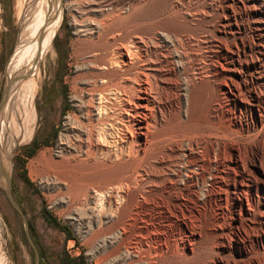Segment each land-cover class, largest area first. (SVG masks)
Returning <instances> with one entry per match:
<instances>
[{
  "label": "bare ground",
  "instance_id": "bare-ground-1",
  "mask_svg": "<svg viewBox=\"0 0 264 264\" xmlns=\"http://www.w3.org/2000/svg\"><path fill=\"white\" fill-rule=\"evenodd\" d=\"M256 5L226 12L212 8L217 19L201 25L207 34L203 44L211 47L210 58L218 67L207 64L208 46L203 51L190 35L197 30L186 15L173 21L172 37L182 49L175 54L179 63L152 75L146 39L138 35L110 53L111 42L104 30L99 32L100 67L89 71L96 78V94L78 106L86 123L69 121L71 135L61 149L71 157L57 164L68 176L80 178L71 187H84L94 224H106L97 235L112 244L104 249L107 257L122 264H154L160 257L164 264H185L189 259L180 257L179 247H188L205 231L216 239L215 251L207 254L209 264H264V139L255 149L233 146L256 139L253 133L259 128L264 131V95L253 88L256 76H264V60L256 58L254 40L237 38L248 29ZM53 16L46 12L50 29L45 24V48L58 28ZM142 18L135 19L139 33L144 31ZM256 26L261 31L262 23ZM226 30L230 47L220 36ZM11 133L0 151L1 185L9 177ZM45 156L46 151L39 157ZM63 182L69 190L68 181ZM104 201L119 211L107 222L98 214ZM111 225L116 232L109 233Z\"/></svg>",
  "mask_w": 264,
  "mask_h": 264
},
{
  "label": "rangeland",
  "instance_id": "rangeland-1",
  "mask_svg": "<svg viewBox=\"0 0 264 264\" xmlns=\"http://www.w3.org/2000/svg\"><path fill=\"white\" fill-rule=\"evenodd\" d=\"M4 1L5 29L0 28V106L7 96L9 82L20 75L26 77L9 89L7 103L2 108L0 151L3 153L12 130L14 149L6 160L10 166L8 173L12 182V195L15 203L27 215L29 226L34 228V232L31 233L30 230V234L40 254V264H122L104 253L105 247L112 244H106L105 236L97 234L100 229L106 228V224H94L92 204L84 202V187H71L80 183V178L68 176L57 164L62 160H70L71 157L61 149L66 136L71 135L68 130L69 121L74 124L86 123L78 106L80 102L89 101L91 92L96 94L93 87L96 78L89 71L100 67L97 54L100 56L102 53L103 43L98 40L99 32L105 31L107 40L111 42V48L108 49L110 53L121 45H130L138 35L146 39L150 45L146 63L150 65L149 73L152 75L157 68L167 72L170 64L179 63L175 54L181 48L176 46L172 37L173 21L174 18L186 15L194 21L192 29L197 30L190 35L198 43H202L200 49L203 51L208 46L207 64L214 62L218 67L220 65L216 59L210 58L211 47L203 44L207 36L201 30L203 24L217 19L213 13L215 7L219 6L226 12L228 7L237 9L239 6L250 7L257 4L256 14L248 21V29L243 34H237V38L254 40L256 45L253 52L256 58L264 60V4L261 3L264 0H145L141 4L134 0ZM47 10L52 12L54 19L56 16L59 24L50 44L47 43L49 46L45 48L41 38L50 29ZM138 16L144 20L143 33L136 30L138 21L135 19ZM257 23H262L261 31L258 30ZM45 24L48 25L47 32L44 30ZM90 27L94 31L86 32ZM81 30L85 32H80ZM124 34L126 40L122 41ZM220 36L222 42L230 47L232 41L229 30ZM110 58L113 57L110 55ZM253 88L258 94L264 95L263 74L256 76ZM152 125L156 127L154 122ZM40 128V137L47 135L46 144L34 156L28 157L24 152L25 143ZM253 134L257 135L256 139L254 137L246 143L239 140L233 146L244 145L255 149L261 139H264V131L259 128ZM243 137L245 138L244 135L240 136ZM45 151L46 156L40 158ZM63 179L68 181V186L71 187L69 190ZM8 199L6 185L0 184V264H36L35 252L25 232L24 219ZM99 203L97 201V205ZM100 210L98 214L104 222L117 211L108 201L102 202ZM46 214L59 227L67 228L70 236L60 228L50 226L45 218ZM114 228L117 226L111 225L109 233L116 232ZM199 234L193 237L188 247H179L180 257L189 259L185 264L211 262V259L207 261L206 258L207 254L215 251V236L205 231ZM260 257L264 259V251ZM249 258L256 257L250 255ZM154 264L164 263L160 257L154 260Z\"/></svg>",
  "mask_w": 264,
  "mask_h": 264
},
{
  "label": "water",
  "instance_id": "water-1",
  "mask_svg": "<svg viewBox=\"0 0 264 264\" xmlns=\"http://www.w3.org/2000/svg\"><path fill=\"white\" fill-rule=\"evenodd\" d=\"M26 77V75H20L18 77H15L14 80H11L7 86V96L5 98V100L2 102L1 106H0V114H1V111H2V108L5 107L6 103H7V100H8V94L10 92L9 89H11V87L16 83V82H20L22 81L24 78ZM6 191H7V194H8V197L12 204V206L17 210V212L22 216V218L24 219V225H25V232H26V235H27V239L28 241L30 242V246L33 248L34 252H35V255H36V264H40V260H41V257H40V254L36 248V246L34 245L35 243L33 242L32 238H31V234H30V227H29V221H28V217L27 215L25 214V212L15 203L14 201V197L12 195V182H11V178L8 177L7 179V184H6Z\"/></svg>",
  "mask_w": 264,
  "mask_h": 264
},
{
  "label": "flooded vegetation",
  "instance_id": "flooded-vegetation-1",
  "mask_svg": "<svg viewBox=\"0 0 264 264\" xmlns=\"http://www.w3.org/2000/svg\"><path fill=\"white\" fill-rule=\"evenodd\" d=\"M41 134V128L38 132H36L33 136V138L25 143L24 152L28 157H32L36 154L37 150L42 146L46 144L47 141V135L43 138L40 137Z\"/></svg>",
  "mask_w": 264,
  "mask_h": 264
},
{
  "label": "trees",
  "instance_id": "trees-1",
  "mask_svg": "<svg viewBox=\"0 0 264 264\" xmlns=\"http://www.w3.org/2000/svg\"><path fill=\"white\" fill-rule=\"evenodd\" d=\"M29 157H30V156H29ZM25 180L28 182L27 179H25ZM28 184H29V182H28ZM45 218H46V220L48 221V224H49L50 226L55 227V228H60L63 232H65L68 236H70V233H69L68 229L65 228V227H59V226L57 225L56 221H55L54 219H52V218L50 217L49 214H46ZM29 227H30L31 233H33V232H34V228H33L31 225H30ZM71 262H72V261H71ZM81 264H85V263H81Z\"/></svg>",
  "mask_w": 264,
  "mask_h": 264
},
{
  "label": "crops",
  "instance_id": "crops-1",
  "mask_svg": "<svg viewBox=\"0 0 264 264\" xmlns=\"http://www.w3.org/2000/svg\"><path fill=\"white\" fill-rule=\"evenodd\" d=\"M4 0H0V4H1V12H0V28H4L5 29V25H4V10H5V5H4Z\"/></svg>",
  "mask_w": 264,
  "mask_h": 264
},
{
  "label": "built area",
  "instance_id": "built-area-1",
  "mask_svg": "<svg viewBox=\"0 0 264 264\" xmlns=\"http://www.w3.org/2000/svg\"><path fill=\"white\" fill-rule=\"evenodd\" d=\"M0 12H1V4H0Z\"/></svg>",
  "mask_w": 264,
  "mask_h": 264
}]
</instances>
